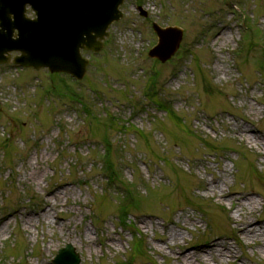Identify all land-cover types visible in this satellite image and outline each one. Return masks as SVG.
Masks as SVG:
<instances>
[{
    "label": "rangeland",
    "instance_id": "1",
    "mask_svg": "<svg viewBox=\"0 0 264 264\" xmlns=\"http://www.w3.org/2000/svg\"><path fill=\"white\" fill-rule=\"evenodd\" d=\"M120 9L102 49L81 51L80 81L0 64V264H54L67 243L79 264H264L258 244L237 232L232 201L248 193L258 203L244 204L241 222H264L262 145L234 129L264 142V0H124ZM153 22L183 29L164 63L147 56ZM105 139L136 207L123 211L127 187L107 182ZM213 239L234 255L175 258Z\"/></svg>",
    "mask_w": 264,
    "mask_h": 264
},
{
    "label": "water",
    "instance_id": "2",
    "mask_svg": "<svg viewBox=\"0 0 264 264\" xmlns=\"http://www.w3.org/2000/svg\"><path fill=\"white\" fill-rule=\"evenodd\" d=\"M122 3L123 0H0V63L18 51L13 63L21 67H44L51 73L67 72L81 79L88 60L81 56L80 49L98 52L102 48L108 26L122 17ZM27 5L35 13L34 18L25 15ZM153 29L158 41L148 55L164 62L177 51L183 32L178 26L161 27L156 23ZM52 261L79 264L80 259L73 246L67 244Z\"/></svg>",
    "mask_w": 264,
    "mask_h": 264
},
{
    "label": "bare ground",
    "instance_id": "3",
    "mask_svg": "<svg viewBox=\"0 0 264 264\" xmlns=\"http://www.w3.org/2000/svg\"><path fill=\"white\" fill-rule=\"evenodd\" d=\"M218 36L222 37V43H225L227 41V34L223 32V30H220L218 32ZM231 38V37H230ZM234 129L238 134L242 137H244L247 141L250 143H254L256 145H262V149L260 150V154L264 156V142L262 140V134L258 132L257 130H250L245 126L242 125H237L235 124ZM218 181L217 179L208 185V188L211 191H215L216 188H218ZM66 191V188H63ZM57 190L56 192L53 193L54 195V200H55V205L58 203V198L59 195L65 194L64 190ZM220 196H223V193L220 191ZM232 198V197H231ZM232 201H235L237 204L236 207L238 208L239 215L241 216L240 218L236 219V230L239 232L241 235L248 237L252 239L254 242L258 244V247L260 248V251L264 254V222L262 220H247L245 222L242 221L243 217V206L244 204L249 205L251 208V211L254 210L255 205L258 203V200L254 199L253 197H250L248 193H242L238 197L232 198ZM21 217L23 218L24 222L32 223L33 222V217L30 215H25L21 214ZM47 219L49 217V214L47 211H43L40 214L37 215V218L40 221L41 218ZM6 219V215L0 217V234L3 232L4 229V223L3 220ZM177 238V234L170 233V239L173 241L172 243H175V240ZM196 251L200 254H208L209 256H213L214 254L217 256H233L234 252L230 248V246L220 240L213 239L207 244H203L199 247L196 248V250L191 251V252H182L178 255L175 256V258H183V259H189L190 257L193 258L194 255H196Z\"/></svg>",
    "mask_w": 264,
    "mask_h": 264
},
{
    "label": "trees",
    "instance_id": "4",
    "mask_svg": "<svg viewBox=\"0 0 264 264\" xmlns=\"http://www.w3.org/2000/svg\"><path fill=\"white\" fill-rule=\"evenodd\" d=\"M151 83H153V81H151ZM56 89L60 90V87L56 86ZM78 101H79V104L81 105V107L85 106L83 101H81V100H78ZM85 112H86V110H85ZM105 142H106L105 143L106 151L103 154V168L105 169L106 178L109 181V185H111V184L119 185V186L124 185L127 187L128 185L125 184L121 180V176H120L119 172L117 171L116 168H114L113 162H111V160L109 159L110 150H111V143L107 139H105ZM125 189L126 190H124V196L121 197L124 200V203H122V205H121V208L123 209V211H125L124 208H126V207L127 208L128 207H136L138 205V202H139V200L137 199V197L135 195V192L133 193L129 187H127ZM118 219H119L120 223L123 226H125L126 216L125 215L124 216L118 215ZM133 250L135 251V253H141V251H140V249H138L137 245L135 246V248Z\"/></svg>",
    "mask_w": 264,
    "mask_h": 264
},
{
    "label": "clouds",
    "instance_id": "5",
    "mask_svg": "<svg viewBox=\"0 0 264 264\" xmlns=\"http://www.w3.org/2000/svg\"><path fill=\"white\" fill-rule=\"evenodd\" d=\"M14 19V17H12Z\"/></svg>",
    "mask_w": 264,
    "mask_h": 264
}]
</instances>
